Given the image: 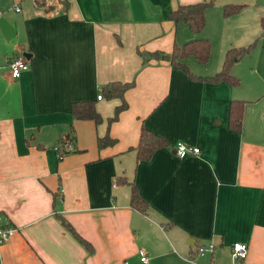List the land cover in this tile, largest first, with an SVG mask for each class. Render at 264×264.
I'll use <instances>...</instances> for the list:
<instances>
[{"label":"crops","instance_id":"1","mask_svg":"<svg viewBox=\"0 0 264 264\" xmlns=\"http://www.w3.org/2000/svg\"><path fill=\"white\" fill-rule=\"evenodd\" d=\"M63 3L0 0L7 24L0 30V218L15 229L0 245V264H232L233 243L247 245L243 264H264V86L205 80L226 50L259 35L262 23L247 24L264 19V0ZM197 3H210L199 33L167 20ZM226 5L242 9L223 17ZM199 39L216 47L206 68L184 60L191 79L165 61L142 62ZM253 52L232 65V77H244L239 63ZM17 54L27 70L10 79L7 64ZM113 82L133 85L107 128L119 101L96 95ZM83 101L94 103L99 124L71 117L70 105ZM231 101L242 102L239 134L227 128ZM141 126L167 143L147 162H136L133 151ZM105 132L114 143L97 148ZM60 141L69 149L58 158ZM178 141L198 155L176 158ZM128 183L145 214L130 208ZM209 244L211 254L196 253Z\"/></svg>","mask_w":264,"mask_h":264},{"label":"trees","instance_id":"2","mask_svg":"<svg viewBox=\"0 0 264 264\" xmlns=\"http://www.w3.org/2000/svg\"><path fill=\"white\" fill-rule=\"evenodd\" d=\"M44 1L45 0H34V4L37 7H42L44 6ZM209 5L210 3H197L188 6H179L176 10L170 12L167 15V20L175 26L184 25L193 34H197L203 29L204 11ZM63 6L66 7V4L63 3ZM241 9V5H226L222 7V15L223 17H230L237 14ZM259 39L264 40V27L261 29ZM255 43L256 42L254 41L245 47L229 48L226 50L223 54L220 70L213 76L205 78V80L210 83L224 81L232 86L237 85L238 80L231 76L230 69L235 62H238L242 58L248 56L254 50ZM209 52V42L204 39H199L187 42L181 46H173L171 52L168 55L162 53H150L146 54L145 56H141V58L142 62L146 60L165 61L169 63L173 69L182 71L188 78L191 79L193 76L188 72L187 68L183 64V61L187 58H194L200 65H204L208 61ZM132 85V82H113L108 83L100 88L99 95L101 98L106 100L117 99L119 101V105L114 107L112 116L106 119L107 128L117 119L119 113L126 108L123 95L126 90L132 87ZM70 115L74 120H89L95 125L102 121L100 116L95 112L94 103L92 101L72 103L70 105ZM241 122L242 102L231 101L228 105L227 128L233 133L239 134L241 130ZM113 143L114 141L108 137L107 132H105L103 137L96 140L97 148L111 146ZM166 145L167 143L163 139L145 127L141 126L139 129L136 145L133 148L136 162L149 161L154 152L166 147ZM121 182L123 183V181ZM128 186L130 208L140 214H145L148 209L147 204L139 197L137 190L132 183H128ZM60 224L79 244H81L88 251L90 250L89 245L79 236H77L68 224H66L63 220H60Z\"/></svg>","mask_w":264,"mask_h":264},{"label":"built area","instance_id":"3","mask_svg":"<svg viewBox=\"0 0 264 264\" xmlns=\"http://www.w3.org/2000/svg\"><path fill=\"white\" fill-rule=\"evenodd\" d=\"M14 11L18 12L17 8H14ZM8 75L10 79H17L22 72L27 70V64L24 57L21 54H17L7 64ZM101 97L99 93L96 95V100H100ZM63 143V144H62ZM69 149V145L64 144V142L58 143L53 151L58 158L62 156L63 153ZM199 149L195 146H190L184 142L178 141L174 144V155L178 159H183L188 156H197ZM0 245L6 243L10 237L13 235L15 229L11 225L1 224L0 218ZM213 251V245L209 244L207 246H200L197 248L196 253L202 256L204 253L211 254ZM139 261L145 263V255L142 251H138ZM247 254V245L244 243H233L230 247V259L232 264H243V261L246 258Z\"/></svg>","mask_w":264,"mask_h":264},{"label":"rangeland","instance_id":"4","mask_svg":"<svg viewBox=\"0 0 264 264\" xmlns=\"http://www.w3.org/2000/svg\"><path fill=\"white\" fill-rule=\"evenodd\" d=\"M59 2L63 3L64 0H59ZM45 4H46V2H45ZM249 20H250V22L247 25H248V28H250V30L253 29V28H256V29L258 28L259 29L260 28V25H259L260 23H262L261 26L264 27V19H261V22L258 21L259 23L257 21H256V23H252L251 19H249ZM259 36H260V33H259V35L254 37L249 43L245 42V43H243L244 45L236 46V47H244V46H247L248 44H250V43L255 41L256 42L255 43V48L257 49V52H253L252 53L251 58H245L242 62L239 63V65H240L239 69L242 70L241 67H244V74H245V75H243L244 77H242V74L238 73L237 79H238V82L240 83V85H243L244 83H252V84L254 83V84H257V86H264V41H262V39H259ZM209 45H210L209 57H210L212 46L216 47V44H214V41H212V42L209 41ZM213 55L214 54H212V58H213ZM192 59L193 58H190V59H188V61H196V60H192ZM194 63L195 64H193V65H195V66L196 65H200L197 61L194 62ZM204 65H202L201 66L202 68H200V69L208 67V65L207 66H204ZM185 66H187V65H185ZM249 66L253 67V68H250L253 71L252 75H248L247 74L246 69L248 70ZM239 72H241V71H239Z\"/></svg>","mask_w":264,"mask_h":264},{"label":"water","instance_id":"5","mask_svg":"<svg viewBox=\"0 0 264 264\" xmlns=\"http://www.w3.org/2000/svg\"><path fill=\"white\" fill-rule=\"evenodd\" d=\"M7 26L6 22L3 19H0V30H4Z\"/></svg>","mask_w":264,"mask_h":264}]
</instances>
